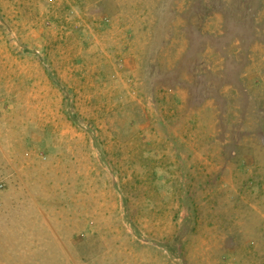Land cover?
<instances>
[{"label": "rangeland", "instance_id": "374dc122", "mask_svg": "<svg viewBox=\"0 0 264 264\" xmlns=\"http://www.w3.org/2000/svg\"><path fill=\"white\" fill-rule=\"evenodd\" d=\"M0 264H264V0H0Z\"/></svg>", "mask_w": 264, "mask_h": 264}]
</instances>
